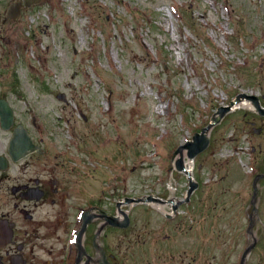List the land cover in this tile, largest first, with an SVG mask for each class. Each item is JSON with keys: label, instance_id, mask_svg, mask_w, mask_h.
Returning a JSON list of instances; mask_svg holds the SVG:
<instances>
[{"label": "rangeland", "instance_id": "374dc122", "mask_svg": "<svg viewBox=\"0 0 264 264\" xmlns=\"http://www.w3.org/2000/svg\"><path fill=\"white\" fill-rule=\"evenodd\" d=\"M12 1L0 98L90 154L121 198H146L122 206L126 227L108 225L111 262L240 264L255 241L244 264H264V114L230 108L207 130L187 201L174 153L235 95L264 107V0H39L15 20Z\"/></svg>", "mask_w": 264, "mask_h": 264}, {"label": "flooded vegetation", "instance_id": "af4514ba", "mask_svg": "<svg viewBox=\"0 0 264 264\" xmlns=\"http://www.w3.org/2000/svg\"><path fill=\"white\" fill-rule=\"evenodd\" d=\"M7 103L13 120L0 121V264H100L101 247L113 264L105 217L126 196L109 176L94 179L90 154L76 152V143L47 134L34 117L30 127L16 121Z\"/></svg>", "mask_w": 264, "mask_h": 264}, {"label": "water", "instance_id": "95a60500", "mask_svg": "<svg viewBox=\"0 0 264 264\" xmlns=\"http://www.w3.org/2000/svg\"><path fill=\"white\" fill-rule=\"evenodd\" d=\"M39 0H15L10 2V4L8 5L7 9H6V15L8 18L15 20L19 14H20V8L21 7H28L31 3L33 2H38ZM59 98H64L63 94H58L57 95ZM245 96L247 98H250L254 105L256 106V109L264 114V108L260 106L259 100L256 96H252V95H247V94H240L237 95L234 101H231L229 105L227 106H220L218 108V115L213 117V123H209L207 126L203 127L201 129V131L199 133H195L193 135V140L187 142L186 144H183L181 146H179V148L175 151L176 152H181L183 148H187V156L190 159H193L199 152L203 151L209 143V139L206 135V131L215 123L218 122L220 120V118L230 109V106L235 103L236 101H238V99H240V97ZM0 120L2 122V124H4L5 127H7L5 125V122H7L8 124L10 122H12L13 120V114H12V110L9 107V105L7 104V102L4 99H0ZM19 132V131H18ZM19 134V133H18ZM17 134V135H18ZM15 138L12 140V144L16 145L19 141L18 139ZM177 169L178 170H182V171H186L184 164H183V160L182 158H180L177 161ZM186 173L188 174L189 172L186 171ZM262 175L264 174H259L257 176V178H260ZM254 190H253V197H255L256 194V186H255V180H254ZM197 186V182L190 179L189 182V189H188V195L190 194V192ZM143 198H139V199H133V198H126L125 201L126 203L128 202H132V201H142ZM148 200H155V201H160L159 198H153L151 196L147 197ZM176 207L174 206L173 209H175ZM253 209L255 210V206L253 207ZM119 211L122 213V215L124 216V219L120 220L119 217L117 215H111L108 218V224L113 225V226H117V227H126L128 225L129 222V216L127 214L126 211H123L121 209H119ZM255 241H253V243H251L246 250L243 252L242 254V258H241V263L240 264H244V260L245 257L247 255V253L251 250V248L254 246ZM97 245V242H96ZM99 254V263L100 264H109L106 260V256L104 253V250L101 249L98 251Z\"/></svg>", "mask_w": 264, "mask_h": 264}, {"label": "bare ground", "instance_id": "6f19581e", "mask_svg": "<svg viewBox=\"0 0 264 264\" xmlns=\"http://www.w3.org/2000/svg\"><path fill=\"white\" fill-rule=\"evenodd\" d=\"M242 106H245V107H247L249 109H254V107L256 108V106L254 105L253 101L250 98L242 96L240 99H238V101H236L235 103L232 104L231 109H235L237 107H242ZM178 156H181L183 158L184 165H185V170L189 171L190 175L193 174L194 160L188 158L186 156V152L184 150L181 153H179ZM258 173H256L255 175H257ZM119 215H120L119 219H124V216L122 215L121 212H119ZM105 218H106V220H108L109 216H107ZM96 258H99V254L96 255Z\"/></svg>", "mask_w": 264, "mask_h": 264}]
</instances>
